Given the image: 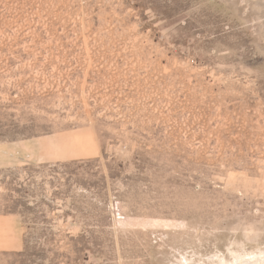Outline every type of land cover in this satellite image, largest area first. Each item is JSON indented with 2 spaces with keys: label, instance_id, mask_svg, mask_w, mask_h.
I'll list each match as a JSON object with an SVG mask.
<instances>
[{
  "label": "rangeland",
  "instance_id": "obj_1",
  "mask_svg": "<svg viewBox=\"0 0 264 264\" xmlns=\"http://www.w3.org/2000/svg\"><path fill=\"white\" fill-rule=\"evenodd\" d=\"M237 262L264 264V0H0V264Z\"/></svg>",
  "mask_w": 264,
  "mask_h": 264
},
{
  "label": "bare ground",
  "instance_id": "obj_2",
  "mask_svg": "<svg viewBox=\"0 0 264 264\" xmlns=\"http://www.w3.org/2000/svg\"><path fill=\"white\" fill-rule=\"evenodd\" d=\"M262 253H263V252H262ZM260 255H261V254H260ZM253 256H254V255H252V257H253ZM256 256L259 257L258 255H256ZM256 256H255V257H256ZM260 257H261V256H260ZM260 257H259V258H260ZM235 261H237V260H235ZM237 264H241V263H238V262H237Z\"/></svg>",
  "mask_w": 264,
  "mask_h": 264
}]
</instances>
